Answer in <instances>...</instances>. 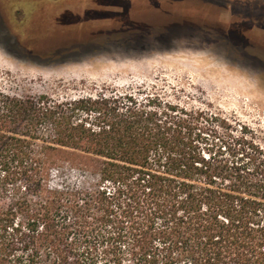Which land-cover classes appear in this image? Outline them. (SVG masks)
I'll list each match as a JSON object with an SVG mask.
<instances>
[{
  "label": "trees",
  "instance_id": "trees-1",
  "mask_svg": "<svg viewBox=\"0 0 264 264\" xmlns=\"http://www.w3.org/2000/svg\"><path fill=\"white\" fill-rule=\"evenodd\" d=\"M192 112L0 86V264H264V147L207 146ZM69 168L93 183L53 180Z\"/></svg>",
  "mask_w": 264,
  "mask_h": 264
},
{
  "label": "rangeland",
  "instance_id": "rangeland-1",
  "mask_svg": "<svg viewBox=\"0 0 264 264\" xmlns=\"http://www.w3.org/2000/svg\"><path fill=\"white\" fill-rule=\"evenodd\" d=\"M0 86H143L201 112L207 146L264 147V0H0ZM53 180L93 183L71 168Z\"/></svg>",
  "mask_w": 264,
  "mask_h": 264
}]
</instances>
